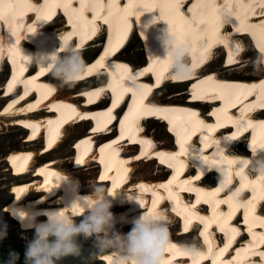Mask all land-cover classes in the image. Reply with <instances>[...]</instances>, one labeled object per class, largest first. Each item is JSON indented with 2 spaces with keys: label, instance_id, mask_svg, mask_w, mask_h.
I'll use <instances>...</instances> for the list:
<instances>
[{
  "label": "bare ground",
  "instance_id": "6f19581e",
  "mask_svg": "<svg viewBox=\"0 0 264 264\" xmlns=\"http://www.w3.org/2000/svg\"><path fill=\"white\" fill-rule=\"evenodd\" d=\"M87 1L90 3L88 7L85 4H72L70 0H65L67 10L74 12V20L71 21L74 28L85 36L95 37L88 44L90 47L84 52L97 50L103 37L108 35L112 37L114 33L121 30L122 26L127 27V36L136 31L133 26H138L140 36L138 34L131 36L126 43H123L125 42L123 38L120 44L109 41L108 50L104 51L106 63L103 69L106 72V67L111 68V72L104 74L105 77L110 75L111 78L104 84L95 86L96 83H91L94 85L87 87L86 82H90L91 78L82 75L78 81L80 87H77L76 83L71 88L61 87L59 81L49 74L52 86L41 85L39 82L33 86L32 89L36 88L41 94L36 100L32 101L36 93L34 92L27 99H25L26 94L23 97L13 94L5 106L4 102H0V148L5 145L1 141L3 137L11 138L19 132L26 135L28 128L32 132L30 139H25L24 136V142L18 143V139L17 142L14 141L11 144L12 146L10 145V149L0 151V166L5 168V175L12 179L20 176L15 179L16 183L11 191L0 193V210L8 208L7 206L12 205L15 199H21L20 204L13 205V208L24 213L25 227L23 229L26 232H32L48 219V214L41 210H60L65 219L74 220L79 225L89 214L87 210L90 207L99 204L101 200H111L113 204L111 211L115 216L112 221L114 228L110 227L106 230L104 233L106 238L113 236L117 231L127 232L132 222L143 210H146L152 214L167 217L168 229L171 230L168 239L177 240L179 238L178 241L181 240L191 246L198 245L200 242L208 244L209 254L199 250L191 251L196 257V264H203L208 256L213 257V264H264V217L258 216L253 210L258 206L264 211V200L258 203L264 194V176L253 177L243 173L246 168L253 166L252 162L254 164L256 160H259L261 164L264 162V122L249 124L254 132H258L250 145L256 150L252 151L250 159L247 156L224 157L219 152L226 147H229L230 151L239 150L236 144L238 139H233V142L236 141L230 144L227 138L214 136L219 125L210 124L209 119L199 118L195 122L193 116L197 117L199 113L185 108L188 105L187 89L191 86L187 81L205 72L210 76L198 81L192 88L195 87L201 92L211 91L212 96L208 99L223 97L225 93L229 98L236 85L215 82L213 78L235 79L234 81L253 82L251 86H243L250 91H257L258 102L261 106L264 105V89L261 87L264 82L254 83L259 79H264V73L252 74L248 70L253 65V58H258L261 46H264L259 44V39L262 40V36L264 37V0ZM44 10H46V5L41 0H0V13L4 20L3 24L0 23V68L8 61L6 57L4 58L2 51L5 47V37L7 38L4 35L9 26L13 28L8 37L12 38L13 42L17 41L16 43L21 48L25 42L24 45H29L31 50H37L38 54L35 55L46 57V65L52 63L51 58L54 56L50 50L52 44L58 48L62 57L69 55L68 52L62 50V41L65 40L62 32L63 23L59 18H48L46 12H44L45 17L39 14ZM92 24L95 30L90 32L88 28ZM206 24L212 26L208 28ZM217 24L218 38L216 37V41L226 43L230 53L229 58L238 61L236 65L230 66L229 61L226 64L225 58L221 59L220 52L226 51L223 46L214 51L215 54L210 55L212 43L203 38V32L205 31L212 39L213 36L215 37V31L210 29ZM219 25L220 28L227 26L229 32L232 30L229 26L231 25L234 32L227 35V30H225L219 34ZM41 28L42 30L39 31ZM52 28L57 34L54 41L50 37ZM169 28L181 44L189 46L192 56L199 60L197 66L202 68L201 72H188L173 79V63L171 59H167L170 48L167 43ZM12 32L16 33L10 36ZM242 33H248L252 37L250 35L240 37ZM118 34L121 36V32ZM141 36H144L145 44L148 45V47L145 46L146 53L136 55L129 52L131 44ZM65 45H69V42ZM255 45H258V48ZM126 46L128 49H125ZM232 46L244 50L240 57H234L235 51L232 50ZM7 53L14 58L13 50H7ZM209 56L210 61L207 62ZM92 58L84 57L85 63ZM119 60L127 62L121 65L118 63ZM218 61L220 67L216 68ZM31 67H36L34 59L31 60ZM8 69L7 64L2 75ZM240 70H246V72H239ZM47 72L48 70L44 68L41 74L45 75ZM35 73L34 71L28 77H34ZM146 77L150 80H145ZM14 85L15 83L12 87ZM2 86H0L1 95H3ZM185 86H187L186 90ZM236 86L242 87L240 84ZM50 87H56L58 92L56 96L62 99L61 105L66 108V114H64L59 104L58 108L51 105V108H57L60 118L50 116L46 119L49 114L46 115L45 109L50 108L52 101L49 100V95L55 91ZM107 91L115 97L112 107L106 108V103L96 106ZM85 92L88 95V104L95 107L89 108L81 117L77 110L80 108L81 101L85 100ZM125 99H128L127 103L130 102L129 111L126 114L127 120L122 123L120 137L114 140L116 129L109 131V134L106 130L111 128L114 118L113 108ZM225 102L228 104L226 100ZM198 105L200 104H193L197 107ZM143 106L148 107L151 110L148 114L154 117L150 124L151 128L147 127L145 135L141 134L143 128L139 130L138 122L133 121L130 116L131 109L133 113L139 112L136 118H140L146 113H141ZM202 107L208 109L210 106L205 104ZM37 111L39 115L34 114ZM224 112L223 108H217L209 116L221 123ZM234 113L243 119L246 118L245 112L236 110ZM150 119H146L145 123ZM253 119H264V111L255 112ZM158 123H163L164 129L169 128V131L160 132L156 127ZM64 126L66 129L60 133L57 128ZM230 128V126L224 128L223 130H226L224 133H228ZM77 129L78 131L74 132ZM49 131L53 141H49L46 151H41L45 144L44 132ZM165 135L166 138H162ZM171 135H183L185 138L182 143L183 148L179 153L165 149L171 143ZM78 137L80 145L85 150V160L79 156L80 170H75L77 167L73 169L71 165L74 150H65L70 148ZM126 139L128 140L123 142ZM139 146L142 147L140 153L137 151ZM46 152L49 155L43 156ZM195 152L199 156L193 157L196 155ZM96 157H100L101 166L94 159ZM52 165L62 169L70 177L77 178V181L72 180L67 183L68 177L56 172ZM196 165L198 176L195 178L193 166L196 167ZM8 167L10 169L12 167V170H8ZM261 167H264V164ZM168 168L174 170V175L170 179ZM208 169V174L200 179L203 171ZM253 169L256 168L253 167L250 170L253 172ZM102 173L114 183L111 188V185H108L109 182L102 177ZM217 174L221 175L220 181H223L225 176L228 177L227 185L217 186ZM238 181L240 184H237ZM144 183H148L155 190L150 189V186ZM140 186L143 188H139ZM109 188L111 191L107 195L105 192ZM256 189L263 190L261 193H256ZM245 191L252 192V196L246 197ZM80 192L90 194L81 196ZM12 195L17 198H14L11 204V197H14ZM193 195L196 198L193 199ZM89 196L91 199L85 200V197ZM97 196L99 200L96 199ZM169 201L173 206L180 204L181 209H185L187 214L184 219L191 222L190 237H179L176 233L177 227L181 224L179 218L168 214ZM73 205L76 207L74 208ZM178 209L179 207L175 211ZM3 216V213L0 214V218ZM237 221L246 225L247 229L240 227ZM199 226L203 229L200 235L197 233ZM217 226L218 232H215ZM221 233L228 235V240L223 246L216 241L217 234L220 236ZM239 234H246V236L233 243ZM247 235L253 236V240L246 241ZM49 239L55 241L56 237L52 236ZM82 239L86 240L83 235H80L76 238V242L80 244ZM87 240L89 243L81 245L82 255L80 257L69 256L59 264H114L115 257L110 252L98 251L94 244L95 237ZM238 242L240 244L237 245ZM234 249L237 250L231 259ZM184 252L188 250L184 251L168 242L163 260L169 259L170 256L171 259L163 264H188V262H182ZM94 254L96 255L92 257ZM85 256H87L86 259ZM89 257H92V261L88 260Z\"/></svg>",
  "mask_w": 264,
  "mask_h": 264
},
{
  "label": "clouds",
  "instance_id": "9594fccd",
  "mask_svg": "<svg viewBox=\"0 0 264 264\" xmlns=\"http://www.w3.org/2000/svg\"><path fill=\"white\" fill-rule=\"evenodd\" d=\"M168 33L167 43L170 48L167 59L172 60L173 79H176L191 71L192 65L189 63L191 53L189 46L181 44L178 38L172 35L170 28ZM71 49L76 48L62 44V50L69 55L62 57L60 52H57L51 58V64L42 66L48 70L53 79L59 81L61 87L73 86L87 71L83 56L77 49L79 55L71 52ZM252 67L254 71L264 70V50L260 49V54L253 61ZM249 150L256 151L251 146ZM253 172L258 176H264V167H257ZM227 181L228 177L225 176L223 181L218 183L227 185ZM90 199L91 196L85 197V200ZM96 199L100 198L97 196ZM16 204L17 200H14L13 205ZM13 205L7 206L10 209L9 213L24 228V213L14 209ZM73 207L75 208L76 205ZM112 207L111 200H101L99 204L87 210L89 214L79 225L74 220L65 219L60 210H41L48 214V219L36 227L34 238L26 246L23 264H59L69 256L80 257L82 246L76 242V238L80 235L86 240L95 237L94 244L98 251L110 252L115 257L114 264H163V254L169 238L167 217L143 210L127 232L117 231L113 236L106 238L104 236L106 230L110 227L114 228L112 221L115 216L111 211ZM6 235V231L0 233V239L5 238ZM52 236L56 237L55 241L49 239ZM19 258V253L10 252L6 264H16Z\"/></svg>",
  "mask_w": 264,
  "mask_h": 264
},
{
  "label": "rangeland",
  "instance_id": "374dc122",
  "mask_svg": "<svg viewBox=\"0 0 264 264\" xmlns=\"http://www.w3.org/2000/svg\"><path fill=\"white\" fill-rule=\"evenodd\" d=\"M75 29V28H74ZM76 30V29H75ZM143 40H144V42H143ZM134 41V40H133ZM145 38H144V36H141V37H137L136 39H135V41L131 44V46H130V50H129V52H131V53H133V54H136V55H139V54H141V53H143V54H145L146 53V51H145V46L146 47H148V45L147 44H145ZM97 48V47H96ZM147 49H149V48H147ZM96 51L97 50H89V51H87V52H84V53H80L82 56H83V58L84 57H86V58H88V57H93L94 55H95V53H96ZM225 53H226V51L225 50H223L222 52H220V56H221V59L223 60L224 58H225ZM76 55H79V53L78 52H76ZM152 57V56H151ZM255 58V57H254ZM253 58V60H255ZM220 59V60H221ZM91 60V59H90ZM219 60V61H220ZM89 61V60H88ZM218 61V62H219ZM217 62V64H216V68H218V67H220V62L218 63ZM215 63V62H214ZM213 63V64H214ZM212 64V65H213ZM253 64V63H252ZM211 65V66H212ZM224 66V64L222 65V67ZM250 69H248V70H250V73H252V74H259V75H261L262 73H264V70H261V71H254L253 70V67L251 66V67H249ZM246 72V70H240L239 72ZM8 72H9V69L7 70V71H5V74L4 75H2L1 77H0V86L1 85H4V82H5V80H6V77H7V74H8ZM3 77V78H2ZM78 81H80V79L78 80ZM95 84V83H94ZM94 84H92L91 85V83L90 82H86V86L87 87H92ZM77 87H80V83H76L75 84ZM68 88V87H67ZM69 88H71V87H69ZM174 88V87H173ZM186 88H187V86H185V90H186ZM171 89H172V87H171ZM178 89H179V87H178ZM184 89V88H183ZM75 92H77V90L75 91ZM163 94V93H162ZM162 94H161V96H162ZM6 96H8L7 94H6ZM6 96L4 95V92H3V95H1L0 94V102L2 101V102H4L3 103V105L5 106L6 105V103H7V100L5 99L6 98ZM1 105V104H0ZM3 105L1 106V109H2V107H3ZM159 125H163V123H158L157 124V129H159V131L160 132H165L166 130L164 129L165 127H164V125L161 127V126H159ZM175 125V124H174ZM150 128H151V126H149ZM85 129V128H84ZM83 129V130H84ZM78 131V129L77 130H75L74 132H77ZM19 134V135H18ZM12 135V134H11ZM24 136L25 135H23V134H20V132L19 133H16L14 136H11V138L10 137H3V139L1 140L2 141V143H4L5 145L8 143V145H3L2 146V148H0V151H2L3 149L4 150H6V149H10V147L12 146L11 144H13V142L15 141V142H17V140L19 139V142L18 143H22V142H24ZM162 138H166V135L165 136H163ZM6 140V141H5ZM12 142V143H11ZM252 144V143H251ZM11 145V146H10ZM73 149V146H71L70 148H68L67 150H65V151H71ZM65 151H63V153L65 152ZM10 153V152H9ZM8 153V154H9ZM8 154H3V155H8ZM55 155V154H54ZM50 159H52V158H50ZM18 168V167H17ZM10 169V167H8V170ZM10 170H12V167H11V169ZM14 170H16V168H14ZM68 171H70V170H68ZM5 168H1V166H0V193H3V192H5V191H7V190H12V188L15 186V183H16V181H15V177H13V179L12 178H8V176H6L5 175ZM27 178H28V176H27ZM12 179V180H11ZM77 179V178H76ZM105 187V186H104ZM13 192V191H12ZM12 196H14L13 198H12V200H14V198H17V197H15V195H12ZM18 199V198H17ZM17 199H15V200H17ZM21 200V199H20ZM20 200L18 199V202H17V204L20 202ZM10 203H11V201H10ZM12 204V203H11ZM16 204V205H17ZM20 204V203H19ZM13 205V204H12ZM16 209V208H15ZM9 211H10V209L9 208H3V210H0V213H3L4 214V216L2 217V218H0V221H2V222H0V233H3V232H5L6 231V233H7V235H6V237L5 238H3V239H0V256L2 255V254H7V253H10V252H13V251H15L16 253L17 252H22V251H24L25 252V250H26V246H27V244L34 238V235H35V231H32V232H26L23 228H22V226H21V223L20 222H18L17 221V219H15V218H13L11 215H10V213H9ZM208 229V228H207ZM209 230V229H208ZM205 233V232H204ZM87 244V243H89V241L88 240H84V239H82V241H81V243H80V245H83V244ZM86 253V252H85ZM96 254H94L92 257H94ZM86 257L87 256H85V259H86ZM91 257V258H92ZM90 257L88 258V260H90V261H92V259H91ZM23 261H24V257H23V259L21 260V261H19V264H23Z\"/></svg>",
  "mask_w": 264,
  "mask_h": 264
},
{
  "label": "trees",
  "instance_id": "16d2710c",
  "mask_svg": "<svg viewBox=\"0 0 264 264\" xmlns=\"http://www.w3.org/2000/svg\"><path fill=\"white\" fill-rule=\"evenodd\" d=\"M126 49H128V47L126 48ZM15 252V251H14ZM17 253H19V260L16 262V264H19V261H21L22 259H23V257H24V251H22V252H17ZM9 260V253H5V254H2L1 256H0V264H6V262Z\"/></svg>",
  "mask_w": 264,
  "mask_h": 264
},
{
  "label": "snow or ice",
  "instance_id": "6c2138e0",
  "mask_svg": "<svg viewBox=\"0 0 264 264\" xmlns=\"http://www.w3.org/2000/svg\"><path fill=\"white\" fill-rule=\"evenodd\" d=\"M238 30H239V29H237V31H238ZM261 49L264 50V47H262ZM205 159H206V158H205ZM76 162H77V163H81V161H79V160L76 161Z\"/></svg>",
  "mask_w": 264,
  "mask_h": 264
},
{
  "label": "water",
  "instance_id": "95a60500",
  "mask_svg": "<svg viewBox=\"0 0 264 264\" xmlns=\"http://www.w3.org/2000/svg\"><path fill=\"white\" fill-rule=\"evenodd\" d=\"M12 198H13V197H12ZM10 201H12V199H11ZM0 214H2V213H0Z\"/></svg>",
  "mask_w": 264,
  "mask_h": 264
}]
</instances>
